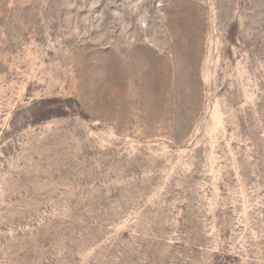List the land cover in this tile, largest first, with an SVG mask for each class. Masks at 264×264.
Listing matches in <instances>:
<instances>
[{
  "label": "rangeland",
  "instance_id": "rangeland-1",
  "mask_svg": "<svg viewBox=\"0 0 264 264\" xmlns=\"http://www.w3.org/2000/svg\"><path fill=\"white\" fill-rule=\"evenodd\" d=\"M0 264H264V0H0Z\"/></svg>",
  "mask_w": 264,
  "mask_h": 264
}]
</instances>
